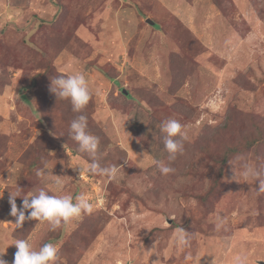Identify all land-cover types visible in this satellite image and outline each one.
<instances>
[{
	"label": "rangeland",
	"instance_id": "1",
	"mask_svg": "<svg viewBox=\"0 0 264 264\" xmlns=\"http://www.w3.org/2000/svg\"><path fill=\"white\" fill-rule=\"evenodd\" d=\"M77 73L92 93L79 113L50 91L54 78ZM79 115L99 138L101 166H122L116 178L86 171L93 158L70 134ZM168 119L189 139L164 176L155 161L167 162ZM259 133L264 0H0V252L8 264L17 239L37 250L56 245L55 264H235L238 255L264 264V193L240 176L236 159L264 170V139L253 146ZM17 187L18 209L43 189L74 202L86 194L93 211L53 230L28 209L17 228L9 204ZM177 227L191 234L187 247L176 245Z\"/></svg>",
	"mask_w": 264,
	"mask_h": 264
},
{
	"label": "clouds",
	"instance_id": "2",
	"mask_svg": "<svg viewBox=\"0 0 264 264\" xmlns=\"http://www.w3.org/2000/svg\"><path fill=\"white\" fill-rule=\"evenodd\" d=\"M50 91L55 93L60 99L70 100L74 112H81L89 103L92 93L88 86L86 77L83 73H77L68 76H57L52 80ZM163 133V143L168 153L167 162L163 160L155 161L160 173L164 176L174 174L176 169L171 166V162L175 161L178 155L184 153V143L189 139L188 130L176 119H168L161 125ZM70 134L74 141L79 145V151L87 153L93 158L92 163H88L86 171L91 174L105 176L110 179L116 178L119 169L122 166L113 164L111 166L102 167L97 159V151L99 146V138L92 135L88 131V120L85 115H79L70 124ZM240 164V176L245 181H254L258 184L255 190L264 193V170L255 165L244 161L243 157H237ZM81 173L85 169L81 168ZM41 176L40 170L36 173ZM57 190L61 188L62 181L60 178L55 179ZM32 194L29 193V196ZM21 196V189L17 187L15 193H10L9 204L11 207L10 215L16 217L15 226L21 227L25 221V210L30 209L28 218L35 219L40 222L47 221L52 229L61 226L62 222L67 224L72 218L80 216L82 213H91L93 205L89 201L86 194L81 193L75 196V202L71 195H49L41 189L38 195L32 196L31 199L24 198L18 209L16 198ZM222 223V221H221ZM219 227V224L217 225ZM190 233L183 227L175 229L174 238L178 247H187L190 243ZM12 245H15L17 251L14 254L12 264H55L58 259V249L52 243H45L38 250L26 239H17ZM6 252V250H5ZM0 252V264H8L3 259ZM155 264V262H154ZM235 264H248L246 255H238L235 258Z\"/></svg>",
	"mask_w": 264,
	"mask_h": 264
},
{
	"label": "trees",
	"instance_id": "3",
	"mask_svg": "<svg viewBox=\"0 0 264 264\" xmlns=\"http://www.w3.org/2000/svg\"><path fill=\"white\" fill-rule=\"evenodd\" d=\"M263 139H264V134H262V133H259V135H258V139L256 140V142H255V145H253V146H260V145H262V143H263ZM251 147V146H250Z\"/></svg>",
	"mask_w": 264,
	"mask_h": 264
},
{
	"label": "water",
	"instance_id": "4",
	"mask_svg": "<svg viewBox=\"0 0 264 264\" xmlns=\"http://www.w3.org/2000/svg\"><path fill=\"white\" fill-rule=\"evenodd\" d=\"M148 22H150L153 25V22H151V21H148Z\"/></svg>",
	"mask_w": 264,
	"mask_h": 264
}]
</instances>
